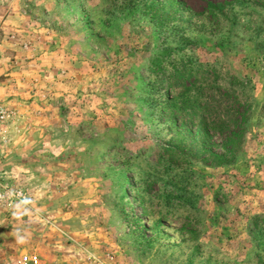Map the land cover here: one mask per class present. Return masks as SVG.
Masks as SVG:
<instances>
[{
	"label": "rangeland",
	"instance_id": "obj_1",
	"mask_svg": "<svg viewBox=\"0 0 264 264\" xmlns=\"http://www.w3.org/2000/svg\"><path fill=\"white\" fill-rule=\"evenodd\" d=\"M0 111V264H264V0H0Z\"/></svg>",
	"mask_w": 264,
	"mask_h": 264
},
{
	"label": "trees",
	"instance_id": "obj_2",
	"mask_svg": "<svg viewBox=\"0 0 264 264\" xmlns=\"http://www.w3.org/2000/svg\"><path fill=\"white\" fill-rule=\"evenodd\" d=\"M179 65V68H176L175 75L182 79V83L177 85L182 87V91L180 96L176 97L173 103L167 105L169 114L173 115V113H177L180 118V123L182 124L189 122V120L193 121L197 116L200 117L199 133L205 138L210 139L217 133H221L222 135L229 133L226 146L222 148L223 155H214L217 162H219L218 164L227 163L225 155L227 152L233 151L232 148L236 146L238 139L244 134L246 118L241 117L240 120L233 121L227 120L223 116L216 114L215 105L205 96L204 88L206 87L203 86L204 82L197 85L199 80L195 77L190 81L189 73L194 71L192 62L180 60ZM185 81L188 83V86L183 84Z\"/></svg>",
	"mask_w": 264,
	"mask_h": 264
},
{
	"label": "built area",
	"instance_id": "obj_3",
	"mask_svg": "<svg viewBox=\"0 0 264 264\" xmlns=\"http://www.w3.org/2000/svg\"><path fill=\"white\" fill-rule=\"evenodd\" d=\"M4 112L3 111H0V118H4ZM30 263H37V258L35 257H32V258H28V257H25L24 258V264H30Z\"/></svg>",
	"mask_w": 264,
	"mask_h": 264
}]
</instances>
